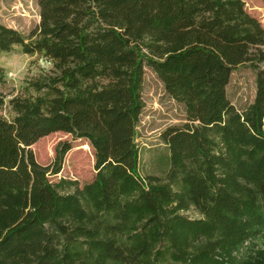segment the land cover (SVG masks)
I'll list each match as a JSON object with an SVG mask.
<instances>
[{
  "label": "trees",
  "instance_id": "16d2710c",
  "mask_svg": "<svg viewBox=\"0 0 264 264\" xmlns=\"http://www.w3.org/2000/svg\"><path fill=\"white\" fill-rule=\"evenodd\" d=\"M37 5L31 40L0 24V52L19 46L54 62L28 84L35 96L9 100L12 120L0 117V264H257L241 248L264 237V28L243 2ZM243 64L255 95L238 112L225 88ZM144 66L185 112L161 133L169 182L139 174ZM54 132L93 150L94 175L80 189L51 183L34 160L29 146ZM190 207L201 217L182 215Z\"/></svg>",
  "mask_w": 264,
  "mask_h": 264
},
{
  "label": "rangeland",
  "instance_id": "374dc122",
  "mask_svg": "<svg viewBox=\"0 0 264 264\" xmlns=\"http://www.w3.org/2000/svg\"><path fill=\"white\" fill-rule=\"evenodd\" d=\"M241 1L246 13L264 28V0ZM38 22L37 0H0V24L17 31L26 41L33 38L31 34ZM41 56L25 55L19 46H14L9 52H0V97L4 101L0 108L1 118L11 121L14 113L9 107V100L15 96H35L28 84L52 73L53 68L47 69L40 64ZM9 71L18 75L9 77ZM225 92L238 112L246 110L255 95V71L248 64L235 67ZM141 99L143 106L134 128L139 174L141 177L150 175L160 182H169L168 150L161 139V133L168 127L181 126L186 122L183 105L165 93L162 83L148 66L143 67ZM66 147L68 149L62 155L58 173L49 174L55 167L57 155ZM29 149L35 162L48 169L47 177L51 183L55 184L61 179L75 181L80 189L93 178V150L84 139L64 132H54L38 139ZM173 189L177 187L173 185ZM73 190V187H69L65 191ZM182 215L188 219L201 217L193 207L182 212ZM243 255H250L249 259L258 258L257 264H264V237L245 242L241 248Z\"/></svg>",
  "mask_w": 264,
  "mask_h": 264
},
{
  "label": "clouds",
  "instance_id": "9594fccd",
  "mask_svg": "<svg viewBox=\"0 0 264 264\" xmlns=\"http://www.w3.org/2000/svg\"><path fill=\"white\" fill-rule=\"evenodd\" d=\"M40 64L44 67V68H47V69H51L54 67V62L53 60L50 58V57H47V56H41L40 57ZM18 75V73L14 72V71H9L8 72V76L9 77H13V76H16Z\"/></svg>",
  "mask_w": 264,
  "mask_h": 264
}]
</instances>
